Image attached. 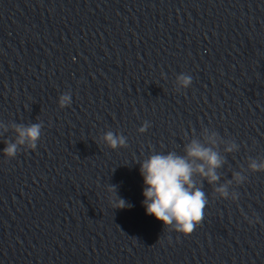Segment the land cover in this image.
Instances as JSON below:
<instances>
[{
	"label": "water",
	"instance_id": "1",
	"mask_svg": "<svg viewBox=\"0 0 264 264\" xmlns=\"http://www.w3.org/2000/svg\"><path fill=\"white\" fill-rule=\"evenodd\" d=\"M35 123L36 149L6 158L14 126ZM108 131L127 147L109 149ZM213 134L220 180L196 177L209 203L184 237L146 215L139 162ZM253 161L264 163V0H0V264H264ZM225 184L227 198L214 190ZM109 185L130 209L112 208Z\"/></svg>",
	"mask_w": 264,
	"mask_h": 264
},
{
	"label": "clouds",
	"instance_id": "2",
	"mask_svg": "<svg viewBox=\"0 0 264 264\" xmlns=\"http://www.w3.org/2000/svg\"><path fill=\"white\" fill-rule=\"evenodd\" d=\"M179 87L187 89L192 84V77L180 75L177 77ZM71 104V95L64 94L59 97V106L65 108ZM150 127L148 122L139 128L143 134ZM42 125L40 123L30 126L15 125L17 134L15 142H5L3 155L8 159L17 156L21 146L35 150L41 137ZM103 143L111 150L127 147L126 137L108 131L103 137ZM216 134L208 138L207 146L198 140H192L183 149V155L176 152L153 153L147 159L139 162L140 175L143 178V203L146 215L153 216L162 222L164 229L174 231L184 237L190 236L204 220V210L208 205V197L203 190V184L197 183L196 177L215 185L220 177L217 174L224 160L218 151L214 150ZM235 144L225 149L232 152ZM250 169L254 172L264 171V163L253 161ZM236 181L242 182L243 177L235 174ZM228 183H231L229 181ZM222 197H228L227 184L214 189ZM109 202L113 209H130L132 205L118 195L117 186L109 185ZM249 224L259 221H248Z\"/></svg>",
	"mask_w": 264,
	"mask_h": 264
}]
</instances>
